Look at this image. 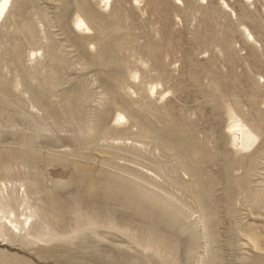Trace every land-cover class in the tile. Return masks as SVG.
I'll list each match as a JSON object with an SVG mask.
<instances>
[{
    "label": "rangeland",
    "instance_id": "obj_1",
    "mask_svg": "<svg viewBox=\"0 0 264 264\" xmlns=\"http://www.w3.org/2000/svg\"><path fill=\"white\" fill-rule=\"evenodd\" d=\"M100 1L0 22V264H264V0Z\"/></svg>",
    "mask_w": 264,
    "mask_h": 264
},
{
    "label": "bare ground",
    "instance_id": "obj_2",
    "mask_svg": "<svg viewBox=\"0 0 264 264\" xmlns=\"http://www.w3.org/2000/svg\"><path fill=\"white\" fill-rule=\"evenodd\" d=\"M13 0H0V22H2V20L4 19L5 20V17L9 11V8L11 6V3H12ZM100 1V0H99ZM180 1V0H179ZM198 1V0H197ZM200 1H205V0H200ZM111 2L112 0H101L100 3L102 4V7L104 10H110L111 9ZM223 6L229 10V5L226 3V2H223ZM101 9V8H100ZM262 10L264 11V3L262 5ZM105 12V11H104ZM74 25H75V28L81 32L83 35H92L94 33V29L89 25V23L87 22V20L81 16H76L75 18V22H74ZM243 29V28H242ZM246 31V37L250 38L252 41H254V37L253 35L251 34V32H249L247 29H245ZM245 33V32H244ZM37 54L38 52L35 51L33 53H31V56H32V59L33 60H36L37 59ZM19 87V86H18ZM159 87H160V84L158 82H154V83H150V87H149V90H148V96H152V97H156L157 95H159ZM166 94V93H165ZM163 94V95H165ZM117 116V115H116ZM118 122L120 123H124L126 124L127 120L126 118L122 115V114H119L118 115ZM118 123V125H119ZM115 124V122H114ZM113 124V125H114ZM122 125V124H121ZM40 126V125H39ZM122 129V128H121ZM229 132H231L232 134V138H233V141H235L237 143V145H240L239 147V151L242 152V153H247L249 152L250 150H252L253 146L255 145L256 143V140H257V136L256 134L254 133V131H252L251 129H249L241 120L237 119V118H234L233 117V120H232V124L231 126L229 127ZM51 131V130H50ZM117 131H118V128H117ZM130 133V131H129ZM132 134V132H131ZM127 145V144H126ZM139 145H142V144H139ZM137 145V147L139 146ZM145 146V145H144ZM136 147V146H135ZM140 147V146H139ZM143 148V147H141ZM145 148V147H144ZM148 148V147H147ZM145 150V149H144ZM150 152V151H149ZM239 152V153H240ZM150 173V172H149ZM19 195V194H18ZM17 194H12L11 195V201L13 202V204H15L16 206H18L19 208H22V207H25V210L26 208H29L28 207V204L26 202V198L24 196H18ZM3 200V198H2ZM8 203H6V205L2 204L0 205L3 208L6 209L10 207V205H7ZM13 208V207H12ZM10 210V211H9ZM7 210L8 214L11 215V217L13 219L16 218V216H14V213L11 209ZM16 209H14L15 211ZM16 215V214H15ZM19 216V215H18ZM3 217V216H2ZM8 218V217H7ZM29 218L28 216H24V222L20 223L19 220H18V224H21L22 226L24 225L27 226V229L29 230L30 228V224L28 223L29 222ZM21 220V219H20ZM22 221V220H21ZM10 225H13L11 221H9ZM20 226V225H19ZM7 227V226H6ZM24 227H23V230H24ZM6 230H8L7 228H5ZM19 229V228H18ZM4 230V229H3ZM13 231V230H12ZM252 232V231H251ZM20 234V232H19ZM203 234V233H202ZM240 234V233H239ZM30 235V232H27V234L25 236H29ZM246 238H247V241L250 242V245L251 247L255 250V251H262V249H260V242H259V238L256 234H245ZM262 237V236H261ZM260 237V238H261ZM245 245V244H244ZM247 245V244H246ZM262 245V244H261ZM198 262H200L198 260Z\"/></svg>",
    "mask_w": 264,
    "mask_h": 264
}]
</instances>
